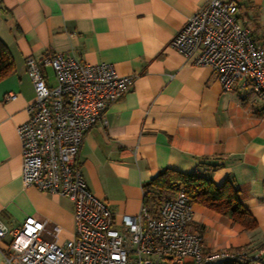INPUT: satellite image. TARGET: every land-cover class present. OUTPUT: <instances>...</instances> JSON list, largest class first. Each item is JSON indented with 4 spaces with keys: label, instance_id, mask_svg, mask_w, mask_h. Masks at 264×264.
Returning <instances> with one entry per match:
<instances>
[{
    "label": "crops",
    "instance_id": "0c3cea01",
    "mask_svg": "<svg viewBox=\"0 0 264 264\" xmlns=\"http://www.w3.org/2000/svg\"><path fill=\"white\" fill-rule=\"evenodd\" d=\"M207 0H0V39L14 70L0 80V221L8 231L27 217L59 227L71 238L72 203L24 187L17 126L29 114L34 90L25 59L69 54L89 64L106 62L132 83L85 134L76 163L88 190L116 222L136 215L144 184L160 169L196 172L215 184L229 179L257 226L244 230L193 204L191 228L206 250L244 248L264 263V102L238 81L222 91L217 74L196 65L170 41ZM250 35L264 45V0H231ZM49 87L54 71L42 65ZM8 93L15 98L5 99ZM11 240L0 239L2 251Z\"/></svg>",
    "mask_w": 264,
    "mask_h": 264
},
{
    "label": "built area",
    "instance_id": "2783aa9c",
    "mask_svg": "<svg viewBox=\"0 0 264 264\" xmlns=\"http://www.w3.org/2000/svg\"><path fill=\"white\" fill-rule=\"evenodd\" d=\"M170 45L196 65L216 74L222 91L240 81L264 102V45L238 18L231 0H207L174 34ZM34 96L28 118L20 123L21 182L72 203L71 238L58 242L59 227L27 217L8 231L0 221V239L11 240L2 251L7 264H264L261 254L244 248L206 250L201 233L190 224L193 203L182 188L155 202L142 201L136 215L116 222L108 205L86 187L76 158L87 131L106 122L109 105L132 83L106 62L89 64L69 54L25 59ZM52 67L55 86L41 71ZM15 98L8 93L5 99Z\"/></svg>",
    "mask_w": 264,
    "mask_h": 264
},
{
    "label": "trees",
    "instance_id": "16d2710c",
    "mask_svg": "<svg viewBox=\"0 0 264 264\" xmlns=\"http://www.w3.org/2000/svg\"><path fill=\"white\" fill-rule=\"evenodd\" d=\"M13 70V58L0 39V80ZM143 187V201L151 208L164 196L182 188L194 205L224 216L244 230H252L257 226L255 218L242 204L243 191L229 179L217 185L210 178L196 172L183 173L164 168L160 169ZM221 264L242 263L232 260Z\"/></svg>",
    "mask_w": 264,
    "mask_h": 264
}]
</instances>
